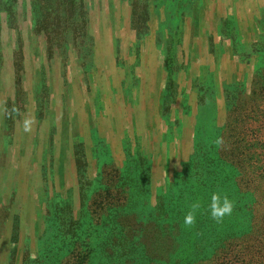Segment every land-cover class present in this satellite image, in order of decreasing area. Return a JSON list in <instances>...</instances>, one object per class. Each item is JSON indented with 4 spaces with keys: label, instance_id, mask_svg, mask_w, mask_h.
Returning <instances> with one entry per match:
<instances>
[{
    "label": "rangeland",
    "instance_id": "1",
    "mask_svg": "<svg viewBox=\"0 0 264 264\" xmlns=\"http://www.w3.org/2000/svg\"><path fill=\"white\" fill-rule=\"evenodd\" d=\"M262 68L264 0H0V264L43 262L115 170L144 208L234 201L195 216L193 244L249 230L252 199L215 154Z\"/></svg>",
    "mask_w": 264,
    "mask_h": 264
},
{
    "label": "trees",
    "instance_id": "2",
    "mask_svg": "<svg viewBox=\"0 0 264 264\" xmlns=\"http://www.w3.org/2000/svg\"><path fill=\"white\" fill-rule=\"evenodd\" d=\"M232 96L215 155L231 162L242 199H252L249 230L231 229L218 242L193 244L182 206H137L115 170L119 188L103 197L99 192V207L88 205L36 264H264V68ZM207 206L200 204L195 216L210 217Z\"/></svg>",
    "mask_w": 264,
    "mask_h": 264
},
{
    "label": "clouds",
    "instance_id": "3",
    "mask_svg": "<svg viewBox=\"0 0 264 264\" xmlns=\"http://www.w3.org/2000/svg\"><path fill=\"white\" fill-rule=\"evenodd\" d=\"M23 127L25 132L30 131L31 120L26 118L23 121ZM207 207L210 217L216 222H220L225 216L231 215L234 208V201L230 200L228 196L222 192L213 191L210 193ZM199 208V202H195L191 205V210H189L184 217V223L186 225L194 223L195 213Z\"/></svg>",
    "mask_w": 264,
    "mask_h": 264
}]
</instances>
